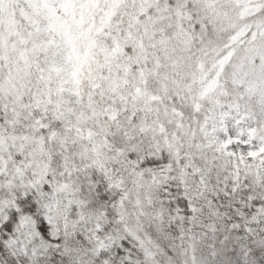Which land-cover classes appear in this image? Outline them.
<instances>
[{
    "label": "snow or ice",
    "instance_id": "snow-or-ice-1",
    "mask_svg": "<svg viewBox=\"0 0 264 264\" xmlns=\"http://www.w3.org/2000/svg\"><path fill=\"white\" fill-rule=\"evenodd\" d=\"M0 264H264V0H0Z\"/></svg>",
    "mask_w": 264,
    "mask_h": 264
},
{
    "label": "rangeland",
    "instance_id": "rangeland-1",
    "mask_svg": "<svg viewBox=\"0 0 264 264\" xmlns=\"http://www.w3.org/2000/svg\"><path fill=\"white\" fill-rule=\"evenodd\" d=\"M19 20H20V16H19V14H18V15H17V21H19ZM62 59H63V54H62V53H61L59 56H57L54 60H53V57H51V56L49 55V56H45L44 58H42V59L40 60V64L43 65L45 68H47L48 63H49L50 61H53V62H55V63H57V64H60V63H62ZM58 75H59L58 72H53V73L51 74V79L55 82V81L58 79Z\"/></svg>",
    "mask_w": 264,
    "mask_h": 264
}]
</instances>
